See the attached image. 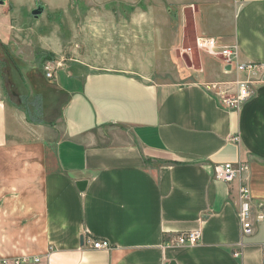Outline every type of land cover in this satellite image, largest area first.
Returning <instances> with one entry per match:
<instances>
[{
	"label": "crops",
	"instance_id": "obj_1",
	"mask_svg": "<svg viewBox=\"0 0 264 264\" xmlns=\"http://www.w3.org/2000/svg\"><path fill=\"white\" fill-rule=\"evenodd\" d=\"M133 27L129 55L102 44L88 55L72 50L43 84L52 91L50 111L36 88L38 121L9 101L0 80V258L264 264V225L255 219L264 216V0H241L233 18L238 60L255 64L258 80L237 110L200 76L152 83L137 68ZM223 164L246 170L224 183L214 177ZM240 185L251 199L250 235L238 218ZM190 232L199 234L197 244L176 245ZM89 239L110 248L93 250Z\"/></svg>",
	"mask_w": 264,
	"mask_h": 264
},
{
	"label": "rangeland",
	"instance_id": "obj_2",
	"mask_svg": "<svg viewBox=\"0 0 264 264\" xmlns=\"http://www.w3.org/2000/svg\"><path fill=\"white\" fill-rule=\"evenodd\" d=\"M240 3L241 0H5L0 5L1 87L28 119L38 121L42 100L36 88L39 84L43 87L50 111L54 103L50 101L52 91L43 84L66 67L73 58L72 50L82 47L83 54L88 55L94 46L102 44L129 55L130 49L125 46L130 39L132 43L135 40L133 25L137 22V68L149 74L152 83L183 84L200 76L215 94L230 98L235 92L234 83L244 75L225 72L220 57L195 50V40L206 37L213 38L218 46L232 45L233 18ZM37 5L44 11L35 19L31 11ZM186 49H191L190 56L183 51ZM185 54L191 68L182 60ZM48 55L52 60L43 61ZM48 62L55 68L51 79L45 77ZM14 85L27 97L19 98Z\"/></svg>",
	"mask_w": 264,
	"mask_h": 264
},
{
	"label": "built area",
	"instance_id": "obj_3",
	"mask_svg": "<svg viewBox=\"0 0 264 264\" xmlns=\"http://www.w3.org/2000/svg\"><path fill=\"white\" fill-rule=\"evenodd\" d=\"M195 50L198 52H204L212 57H220L223 61V67L225 72H236L237 74L244 75V79L237 80L235 84V92L230 98H222L223 106L228 109H239L241 105L250 98L253 86L258 80L254 79L256 75L257 66L249 62H240L238 60L237 47L232 44L229 46H218L213 38L199 37L195 40ZM189 56L191 55V49L183 50ZM186 54V55H187ZM47 64V63H46ZM53 71L55 68L53 64L49 62L45 66V77L51 79L53 77ZM246 170L243 164H232L219 165L215 169V179L224 183H232L236 179H239L241 173ZM239 201L238 218L241 224V229L244 235H250L253 232V214L252 205L249 195V190L246 186L240 185L237 192ZM255 219L262 222L264 225V216L258 214ZM199 234L197 232H190L187 234L179 235L176 238V245L178 246H193L197 244ZM87 244L93 250H107L110 248L108 242L103 240H87ZM41 257L22 256L18 258H0V264H40Z\"/></svg>",
	"mask_w": 264,
	"mask_h": 264
},
{
	"label": "water",
	"instance_id": "obj_4",
	"mask_svg": "<svg viewBox=\"0 0 264 264\" xmlns=\"http://www.w3.org/2000/svg\"><path fill=\"white\" fill-rule=\"evenodd\" d=\"M4 4H5V0H0V5L2 6ZM43 11H44V7L41 6V5H37L35 7V9H33L31 11V15L35 19H37L43 13ZM182 60L185 63V65H186L187 68H191L190 60H189V58H188V56L186 54L182 56ZM76 186H77V189L81 192V191L84 190L85 182L84 181L77 182L76 183Z\"/></svg>",
	"mask_w": 264,
	"mask_h": 264
},
{
	"label": "trees",
	"instance_id": "obj_5",
	"mask_svg": "<svg viewBox=\"0 0 264 264\" xmlns=\"http://www.w3.org/2000/svg\"><path fill=\"white\" fill-rule=\"evenodd\" d=\"M50 60H52V57H51L50 55H48V57L44 58L43 61H50ZM27 119H28V118H27ZM28 121H29V122H33V121H31L30 119H28Z\"/></svg>",
	"mask_w": 264,
	"mask_h": 264
}]
</instances>
